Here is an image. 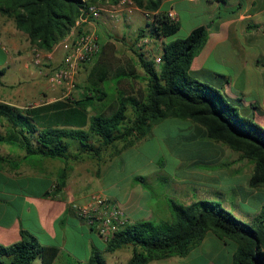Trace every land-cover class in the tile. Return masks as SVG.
<instances>
[{
    "label": "trees",
    "instance_id": "16d2710c",
    "mask_svg": "<svg viewBox=\"0 0 264 264\" xmlns=\"http://www.w3.org/2000/svg\"><path fill=\"white\" fill-rule=\"evenodd\" d=\"M118 1L0 0V14L13 20L32 45L52 51L90 4ZM136 1L154 12L131 47L145 76L141 77L132 64L114 72L109 61L99 58L89 72L87 85L77 96L24 109L0 102V122L3 119L8 124L5 131L0 130V143L15 145L27 157L64 161L54 187L59 193L66 186L71 160H80L84 155L100 160L111 147L117 148L114 156L149 136L155 125L177 118L198 124L209 139L241 152L254 163L251 185H264V127L242 115L219 87L190 74L193 59L208 39V26L200 25L185 38L165 43L158 68L156 60L137 43L147 37L173 36L180 24L170 19L168 11L160 10L163 0ZM109 43L102 44L101 56ZM3 74L4 69H0V84ZM138 79L146 81L145 91H134ZM110 81L116 85L113 100L107 88ZM123 82H130L129 87H119ZM119 142L123 145L118 148ZM6 160L0 153V164ZM134 180L144 182V177ZM169 208L172 221L129 224L107 240L108 251L132 247L126 264H148L175 255L186 256L212 231L237 243L232 264H264V205L245 220L215 200L200 199L189 204L169 200ZM59 253V247L42 245L35 236L22 231L20 241L0 243V264H32L36 259L41 264H53ZM75 264L108 263L95 250L86 262Z\"/></svg>",
    "mask_w": 264,
    "mask_h": 264
},
{
    "label": "crops",
    "instance_id": "0c3cea01",
    "mask_svg": "<svg viewBox=\"0 0 264 264\" xmlns=\"http://www.w3.org/2000/svg\"><path fill=\"white\" fill-rule=\"evenodd\" d=\"M246 1L233 2L231 5L237 7L235 11L208 25V39L193 59L190 74L219 87L242 115L264 126V0ZM108 20L109 16L104 13L99 23H87L83 28L96 26L99 31ZM120 46L121 42L109 43L108 51L103 49L102 56L101 47L93 61L80 67L78 76L83 77L87 69L89 75L99 58L110 63L121 58L123 62L117 64L115 70L130 67L132 63L124 62ZM36 47L13 20L0 14V69H4L0 102L24 109L57 100L52 98L53 88L46 71L62 61L64 52L60 47L52 51L41 49V63H38ZM126 50L131 51L129 45ZM188 122L194 129L193 139H209L198 124ZM7 126L2 119L0 130L5 131ZM128 149L102 161L88 155L80 160H71L66 186L56 193L54 187L59 171L65 166L64 161L27 157L25 151L15 145L0 143V153L7 158L0 164V243L14 244L22 238V231H27L40 244L60 248L53 264L86 262L101 242L108 247L96 227L90 225L75 207V204H84L96 192L104 193L117 202L127 214L129 224L153 219L152 198L148 197L141 182H135V170L119 174L115 157ZM256 191L259 189L254 187L251 194ZM160 207L170 211L168 200ZM77 234L82 239L81 249L76 245L69 246L70 239ZM236 250L234 240L208 231L186 256L175 255L152 260L148 264H232ZM106 251L117 250L108 251L106 248ZM120 254L113 257V264H123ZM131 256L132 253L127 255L126 263Z\"/></svg>",
    "mask_w": 264,
    "mask_h": 264
},
{
    "label": "rangeland",
    "instance_id": "374dc122",
    "mask_svg": "<svg viewBox=\"0 0 264 264\" xmlns=\"http://www.w3.org/2000/svg\"><path fill=\"white\" fill-rule=\"evenodd\" d=\"M132 1L138 9L134 10L131 15H122L117 20L109 17L108 22L99 31L96 26L85 28L87 31H95L101 47L107 41L121 42L120 51L124 62L129 61L135 65L138 74L144 77V70L131 47L136 43L139 30L145 27L154 12L140 7L136 0ZM235 1L238 2V0H163L161 9L169 11L173 8L176 11L180 30L167 38L152 40L147 37L149 42L144 44L141 49H144L149 57L157 59L161 56L163 49L161 47L165 43L185 38L193 28L200 25H212L213 21L218 20V17L232 13L237 9L231 5ZM101 17L92 23H99ZM132 18L133 21L130 22ZM140 42L142 39L138 41V43ZM138 43L137 47H139ZM125 44L129 45L131 51L126 50ZM57 45L55 49L60 47ZM107 47L108 45L105 47L108 51ZM121 62H123L121 58L111 62L114 72L116 71L114 68ZM156 64L160 68L161 62H156ZM87 72L88 69L83 77H79L78 73L76 77L77 89L72 95L77 96L87 85ZM128 83L130 82H123L119 87H129ZM107 88L111 100L115 99L116 85L114 82L107 83ZM146 88L145 80L138 79L134 82V91H145ZM67 92V88L63 86L53 88L52 98L55 100L68 97L66 96ZM193 133L194 129L188 121L168 118L155 125L151 134L145 139L129 148L123 155L115 157L120 175L135 170V177H144V182L140 184L146 189L148 197L152 198L154 207V218L147 220L156 223L173 220L171 210H164L160 207L165 200L168 202L175 200L180 204H189L200 199L215 200L224 206H230L229 210L244 220L257 214L264 205V185L256 187L259 191H256L254 195L251 194L254 190L251 185L254 163L243 157L241 152L229 148L222 142L204 137L193 139ZM122 145L123 143L119 142L117 147H122ZM116 149V147H111L106 150L100 161L111 158ZM142 221L144 220L139 222ZM74 245L79 249L82 248V239L78 234L70 239L69 246ZM106 248L105 242H101L96 251L106 258L108 264H113V257L120 252L123 257L122 262L126 264L127 255L133 251L132 247H125L122 251L120 249L116 252H107ZM38 263L39 261L36 259L32 264Z\"/></svg>",
    "mask_w": 264,
    "mask_h": 264
},
{
    "label": "built area",
    "instance_id": "2783aa9c",
    "mask_svg": "<svg viewBox=\"0 0 264 264\" xmlns=\"http://www.w3.org/2000/svg\"><path fill=\"white\" fill-rule=\"evenodd\" d=\"M138 9L132 0H120L117 3L90 4L76 20V24L64 39L58 44L64 52L61 63L46 71L47 78L53 88H67L66 96L73 97L77 89L76 77L80 67L93 61L101 51V45L95 31H87L84 24L91 23L102 16L104 12L114 20L123 14L131 15ZM171 20L178 21L176 11L171 8L168 11ZM149 42L143 38L138 43L140 48ZM57 45V46H58ZM35 58L41 63V49L36 47ZM161 62V56L155 59ZM79 214L92 226H95L99 234L107 241L124 227L129 225V218L124 209L104 193L96 192L82 205L75 204Z\"/></svg>",
    "mask_w": 264,
    "mask_h": 264
}]
</instances>
